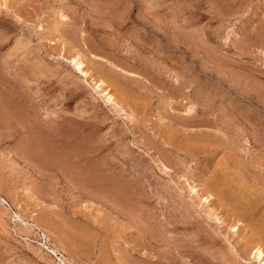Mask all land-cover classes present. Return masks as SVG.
<instances>
[{
	"label": "rangeland",
	"instance_id": "374dc122",
	"mask_svg": "<svg viewBox=\"0 0 264 264\" xmlns=\"http://www.w3.org/2000/svg\"><path fill=\"white\" fill-rule=\"evenodd\" d=\"M263 230L264 0H0V264H261Z\"/></svg>",
	"mask_w": 264,
	"mask_h": 264
},
{
	"label": "bare ground",
	"instance_id": "6f19581e",
	"mask_svg": "<svg viewBox=\"0 0 264 264\" xmlns=\"http://www.w3.org/2000/svg\"><path fill=\"white\" fill-rule=\"evenodd\" d=\"M80 57H75L74 59H72V61H74L75 62V64L74 65H76V68L78 67V71L81 73V75H83V76H85V77H91L92 78V76L90 75V73H91V71H90V73H89V69L87 70L86 69V67H85V62H83V60H81V59H79ZM94 80V79H93ZM95 81V80H94ZM97 82H96V84H97V86H98V88H101V89H104V88H102V87H105V86H107L106 84H105V82L104 81H102V80H96ZM105 90V89H104ZM104 92V91H103ZM105 94H106V100H108V101H114V98H113V95L111 94L110 95V93L107 91V92H105ZM113 103V102H112ZM221 189V188H220ZM199 193V192H198ZM240 193V192H239ZM238 195H240V194H238ZM205 200H207V198L205 199ZM2 201H3V199H2ZM233 202V201H232ZM231 202V203H232ZM250 202H251V200H250ZM233 206V205H232ZM236 206V205H235ZM238 206H239V204H238ZM242 206V205H241ZM246 207V206H245ZM242 208V207H241ZM244 210V209H243ZM240 211V210H239ZM239 214V213H238ZM244 214V213H243ZM20 217V216H19ZM263 229V228H262ZM261 229V230H262ZM264 231V230H263ZM264 234V233H263ZM255 237V236H254ZM262 239V238H261ZM257 242V241H256ZM253 257L257 260V261H259L261 264H264V250H263V248L259 245V244H256L255 246H254V251H253Z\"/></svg>",
	"mask_w": 264,
	"mask_h": 264
},
{
	"label": "built area",
	"instance_id": "2783aa9c",
	"mask_svg": "<svg viewBox=\"0 0 264 264\" xmlns=\"http://www.w3.org/2000/svg\"><path fill=\"white\" fill-rule=\"evenodd\" d=\"M7 205H8V203H7Z\"/></svg>",
	"mask_w": 264,
	"mask_h": 264
}]
</instances>
